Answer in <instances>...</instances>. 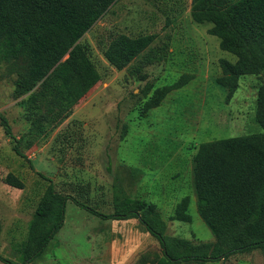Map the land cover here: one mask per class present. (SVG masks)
<instances>
[{
  "label": "rangeland",
  "instance_id": "1",
  "mask_svg": "<svg viewBox=\"0 0 264 264\" xmlns=\"http://www.w3.org/2000/svg\"><path fill=\"white\" fill-rule=\"evenodd\" d=\"M190 4L191 0H117L110 6L80 40L90 46L100 81L59 126L37 137L18 105L24 96L15 98L23 63L0 39L2 258L21 264L28 224L49 185L103 216L113 214L125 196L144 200L157 207L166 237L186 240L194 248L227 249L197 212L192 158L202 143L250 135L264 138V72L253 66L250 74L239 78L233 93L217 85L219 60L234 63L236 58L219 49V40L207 33L210 24L192 21ZM121 34L155 35L153 46L164 49L163 59L139 70H116L103 52ZM182 78L186 81L181 89L170 92L159 107L144 111L149 98ZM1 117L12 135L22 139V157L5 136ZM185 196L190 200V222L172 221ZM161 258L160 244L139 220L102 219L67 200L62 228L30 264H156ZM179 264H264V250Z\"/></svg>",
  "mask_w": 264,
  "mask_h": 264
},
{
  "label": "trees",
  "instance_id": "2",
  "mask_svg": "<svg viewBox=\"0 0 264 264\" xmlns=\"http://www.w3.org/2000/svg\"><path fill=\"white\" fill-rule=\"evenodd\" d=\"M116 1L0 0V39L6 51L23 63L15 98L24 96L18 105L35 137L48 127L59 126L100 81L90 58V46L80 40ZM190 16L195 24H210L207 33L219 40V49L236 58L234 63L219 60L221 76L216 79L217 85L233 93L239 78L250 74L253 66L264 72V0H191ZM155 40V35H117L103 55L116 70H139L163 59L164 49L153 46ZM185 81L182 78L158 91L145 103L144 111L159 107ZM1 126L14 142L16 155L22 157V139L12 135L3 117ZM196 150L192 178L197 212L212 235L226 242L227 249L215 246L210 251L209 245L194 248L186 240L166 237L157 207L144 200L125 196L117 202L113 214L103 216L49 185L28 224L20 248L21 264L32 263L62 228L67 200L102 219L139 220L161 246L162 258L156 264L215 262L237 252L263 251L264 202L260 199L264 192V138L250 135L211 141ZM189 205L188 197H183L171 220L189 223ZM0 261L13 264L1 256Z\"/></svg>",
  "mask_w": 264,
  "mask_h": 264
}]
</instances>
